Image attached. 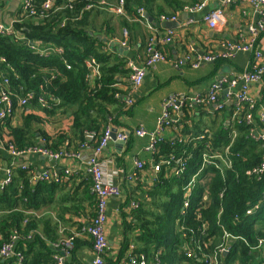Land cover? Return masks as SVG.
I'll return each mask as SVG.
<instances>
[{
    "label": "trees",
    "instance_id": "obj_1",
    "mask_svg": "<svg viewBox=\"0 0 264 264\" xmlns=\"http://www.w3.org/2000/svg\"><path fill=\"white\" fill-rule=\"evenodd\" d=\"M45 1L32 0L33 15L23 16L21 7L15 14L19 21L13 22L12 27L21 33V39L15 40L13 35L0 32V90L10 93L14 108L11 115L0 120V165L5 159L11 171L7 185L0 187V248L12 242L13 252L9 257L0 256V264H56L54 255L60 249L54 244L86 225L75 221V229L68 233L62 226L72 220L65 214H79L75 192L69 193L70 203L65 197L55 200L58 197L55 192L61 186L63 189L68 181L59 178L33 183L27 171L32 169L30 164L22 168L15 161L11 163L9 147L22 150L43 145L58 151L70 141L68 134L50 138L43 133L37 128L39 117L30 110H40L46 115L70 112L72 129L82 140H87L85 131L100 136L108 123L116 122V115L108 110L110 104L121 99L116 78L130 72L127 57L107 53L92 27L93 14L102 10L111 13L107 7L118 0H104L108 6L103 9H85L87 4L100 0H54L44 8ZM164 1L176 7L184 3ZM155 2L124 0V15L131 20L143 19L138 14L142 9L154 19L175 16V11L166 12L161 7L154 11ZM3 5L4 0H0V8ZM28 40L47 47L48 53L35 52L27 45ZM89 57L94 58V66L99 71L91 78L90 68L84 63ZM3 79H7L6 84ZM29 92L34 96L19 105L18 98ZM40 93L44 106L35 99ZM258 108L256 101L251 110L244 104L234 117V106L223 105L214 110L212 124L201 134L181 141L164 138L157 143L152 152L154 163L164 157L181 156L185 168L176 177L170 170L174 163L172 166L161 164L156 177L144 191L141 189L147 199L132 209L135 222L125 225L117 257L108 264H129L131 256L139 255L148 262L157 255L159 264H206L211 258L215 264H264V172L259 176L247 174L264 156V142L252 136L262 126L256 113ZM249 113L254 117L253 124L246 123ZM16 115H20L18 124L12 121ZM198 135L203 137L196 139ZM203 153L228 155L217 160L222 173L213 165L202 169L201 173L210 171L213 175L204 184L195 181L189 192L188 207L181 214L183 186L202 167ZM203 195H206L204 200ZM138 197L129 200H139ZM43 207L55 208L54 215L49 210L43 211ZM64 210L68 211L63 214ZM202 225L206 228L205 234L196 231ZM132 226L139 230L135 232ZM189 228H194V233H189ZM226 233L230 234L228 239ZM12 235L17 239L12 241ZM130 242L135 244L134 248H130ZM75 243L76 237L69 258ZM186 251L191 252L190 256Z\"/></svg>",
    "mask_w": 264,
    "mask_h": 264
},
{
    "label": "crops",
    "instance_id": "obj_2",
    "mask_svg": "<svg viewBox=\"0 0 264 264\" xmlns=\"http://www.w3.org/2000/svg\"><path fill=\"white\" fill-rule=\"evenodd\" d=\"M179 1L184 3L176 7L173 3L156 0L152 7L154 11L158 7L166 12L175 11L173 12L175 16H171L175 19L170 16H166L169 19H163V16L154 19L150 16L151 20H148L147 17L146 20H131L127 16L111 14L105 10L93 14L91 21L94 35L102 40L105 45L103 49L107 53L126 56L128 61L132 60L140 64L145 57L146 44L152 37L154 47L160 50L165 57L164 61L157 62L153 67L147 69L143 81L136 88H133L129 82L128 73L116 78L123 95L119 101L108 106V110L116 115V122L112 123L114 129L131 130L140 126L147 130L153 129L157 117L161 114L162 101L171 96H177L180 99H186L188 104L181 107L178 112L173 113V125L164 130V138L169 139V141H181L188 140L194 134H201L212 124L213 116L211 114L214 112V108L213 105L200 103L197 99L206 97L211 84L221 77L231 79L233 76L244 72L255 62L252 53L237 52L230 59L222 60L219 58V63L202 62L195 68L185 63L176 67L174 65L176 60L186 54H191L193 57L213 53L220 54L229 49L228 45L246 43L249 38L248 27L256 23L260 17L259 13L248 2L233 1L224 7V18L218 26L210 28L203 22L202 17L208 11L220 7L222 0ZM192 3H194L193 6H187ZM195 3H203L201 9L191 8L196 5ZM19 8L20 0H4V5L0 8V21L6 24L7 19L13 18ZM169 21H174L175 24L167 27L165 23ZM169 30L173 31L171 41L162 43L161 38ZM257 49L261 51L260 60L264 63V32L257 37ZM218 60L216 61L218 62ZM243 84L244 82L239 80L229 91L231 94L238 93ZM225 93V89L219 93V101L225 99ZM247 95L258 103L259 108L264 109V74L259 81L248 83ZM127 98L132 100V104L124 111V101ZM228 105L230 104L228 103ZM30 111L39 117L37 128L50 138H55L58 134H68L70 141L61 146L63 148L59 149L60 152L72 154L80 149L79 145L84 140L80 138L78 132L72 129L73 115L70 112L61 113L58 111L46 115L40 110ZM19 118L20 115H16L12 121L18 124ZM220 118L219 116L217 119ZM258 132L264 134V127H257L256 134ZM84 133L86 135L88 131ZM100 136L87 138L85 142L91 148H85L83 151L90 153ZM148 142L147 137H138L129 133L124 143L115 140L109 141L99 155V160L105 165L108 179L122 191L121 197L110 198L106 207L105 236L108 247L104 256L105 264L115 261L125 225L131 226L130 222H135V214L132 213V209H135L136 203L138 205L139 202L147 199L141 189L144 191L152 182L149 165L153 162V156L152 152L145 149ZM136 160L145 162L143 170L136 168ZM1 162L0 179L4 177L6 168L5 159H2ZM15 162L19 165L30 164L37 174L47 171L65 182L68 181L63 189L61 186L55 192L58 195L55 200L65 197L68 198L67 203L71 202L70 191L75 192V201L79 205V214L77 215L65 214L69 209L63 211L66 218L72 217L70 222L62 224L67 233L75 229V221L85 225L94 217L95 201L89 191L90 176L85 165L80 164L78 159L72 156L54 159L39 154H29L27 157L25 155L19 157ZM64 170H71V172L66 174ZM117 170H122V172H117ZM127 176H133V178L128 179ZM51 180L54 181L52 178ZM136 195L139 196V200H129ZM126 199L127 203H125ZM42 210H49L53 215L55 213V208L43 207ZM133 228L135 232L139 230ZM129 246L134 248L135 244L130 242ZM92 258L91 237L88 234L77 233L72 255L67 258L68 264H87Z\"/></svg>",
    "mask_w": 264,
    "mask_h": 264
},
{
    "label": "built area",
    "instance_id": "obj_3",
    "mask_svg": "<svg viewBox=\"0 0 264 264\" xmlns=\"http://www.w3.org/2000/svg\"><path fill=\"white\" fill-rule=\"evenodd\" d=\"M54 0H46L43 5L44 8L49 7ZM72 1V0H68ZM233 1L238 2H248V4L253 7L260 15L259 19L256 23L251 24L248 27V34L249 38L246 43H234L231 45H228L229 49L224 53H213V54H206L202 55L200 57H193L191 54H186L180 59L176 60L174 65L176 67H179L183 64H188L190 67H197L202 62H211L215 61L219 58L222 59H230L235 53L237 52H248L253 54V58L255 59V62L252 66H250L248 69H246L244 72L239 73L238 75L233 76L231 79L226 78H220L216 82L212 83L206 97L203 99H197L200 103H209L210 105H213L214 110L221 109L223 105H227L228 103L232 106H234V117L238 115L241 107L246 104L248 109L251 110L254 108L255 101L252 100L247 95V86L248 83L259 81L264 74V63L260 60L261 59V51L257 49V37L260 33L264 32V10H262V7H264V0H222L221 6L217 7L211 11H208L205 13L202 17V20L204 23H206L210 28H216L218 24L223 20L224 18V7L228 5L229 3ZM203 3L196 4L194 7H191L193 9H201ZM21 5V13L23 16L33 15L34 10L32 8V0H20ZM107 5V3L104 0H100L96 3H89L85 6V9H91L93 7H98L100 9H103ZM108 6V5H107ZM106 6V7H107ZM190 8V9H191ZM107 9L116 15L119 16H125L124 15V0H118L115 4H112L107 7ZM138 14H141L142 17L144 15V10L140 9L138 10ZM172 19H175V17H171ZM163 19H169L166 17H163ZM137 20H142L137 19ZM19 19L14 16L13 18L9 19L8 22L0 21V32L5 34H11L13 35V38L15 40L21 39L22 35L20 32H17L12 27L13 22H17ZM173 36V31L169 30L168 33L161 38L162 43L170 42ZM27 45L33 49L35 52H38L39 54H47L49 49L47 47L41 46L39 43H34L31 40L26 41ZM1 60H4L1 58ZM165 57L164 54L154 47L153 38L151 37L145 48V57L143 61L140 64L135 63L134 61L130 60L127 62V66L130 70L129 72V82L131 83L133 88L138 87L141 82L143 81L147 69L153 67L157 62L164 61ZM85 65L87 68H90V74L89 77L91 78L94 75L99 74L98 68L94 66L95 60L92 57H89L85 60ZM67 68L69 66L67 65ZM239 80H242L244 82L242 89L240 92L231 94L229 91L230 88L234 87ZM3 83H7V79H3ZM226 90L225 93V99L223 101L218 100V95L221 91ZM9 92L1 89L0 90V120L5 119L8 115H11L14 111L12 100L10 99ZM123 95V94H122ZM34 94L32 92H29L26 94L23 98H18V104L23 105L26 102V99H30L33 97ZM121 97V96H120ZM35 99L41 104L46 105L43 99V94H37L35 95ZM186 99H180L177 96H171L167 99H164L161 103V114L157 117L156 123L153 129L147 130L143 127H136L131 130H117L113 128L112 123H108L106 127L104 128L100 138L99 142L95 147H92L90 153L84 152L83 150L85 148L90 147L85 141L81 142L79 147L80 149L76 153L68 154L65 152L53 151L51 149L46 148L45 146L41 145L39 147H33V148H26L22 150H16L12 147H9L8 152L11 156L12 160L15 161L21 156L29 155V154H39L42 156L50 157L57 159L62 156H72L75 157L80 161V164L85 165V169L87 173L90 176V187L89 191L94 196L95 199V215L94 217L87 223L82 229L76 231L73 233L72 236L67 237L66 239L54 244L55 246H59L60 253L54 255V259L56 264H66L67 258L70 256V248L73 246V240L74 237H76L77 233L81 234H88L91 237V247L93 251V258L87 263V264H105L104 256L106 249L108 247L107 239L105 236V225H106V207L108 200L110 198H119L121 197L122 191L121 189L113 184L106 175L105 165L99 160V155L101 151L106 147L107 143L111 140H115L118 142H125L129 136V133H133L134 135L138 137H147L149 139L148 144L145 146V149L150 152H154L156 149V145L158 142L162 141L164 139L163 132L166 128L173 125L172 116L173 113L178 112L181 107H185L188 102L185 101ZM125 108H129V106L132 104V100L130 98H127L125 101ZM256 113L259 117L260 124L264 127V109L258 108L256 110ZM247 124H253L254 123V117L251 113L247 114L245 117ZM252 136L255 137L257 140H261L264 142V134L261 132H254L252 133ZM93 133L88 132L86 134V138H92ZM203 135H198L196 139L202 138ZM91 148V147H90ZM228 154H221V153H215L211 155H207L205 153L202 154V167L197 170L195 174L190 178L189 181L183 186V191L185 192V196L182 201V206L180 213H184L186 208L188 207V196L189 192L194 186L195 181L199 182L201 184L206 183L210 177L213 175L212 172L206 171L201 173L202 169L207 167L208 165H213L220 173H222L221 168L217 165V160H221L224 157H226ZM174 163V167H172L170 170L173 173V176H180V174L183 172L185 165H184V159L179 157H164L159 162H152L149 165L150 172L152 174L151 178H155L158 171L161 169V164L165 165H171ZM22 168H28L29 164H23L21 165ZM135 166L139 170H143L145 166V162L136 160ZM28 174L32 176L33 183L37 182L39 180L47 181L51 180H58L60 177H57L55 174H50L49 172H42L41 174H37L34 172V169H28ZM122 172V170H117V172ZM71 170H64V173L68 174ZM264 172V156L262 157L260 163L253 167L252 169H249L247 171L248 175H255L259 176L261 173ZM11 171L9 168L5 169L4 177L0 180V187L7 185L10 179ZM128 179L133 178V176H127ZM206 199V195H203L202 200ZM250 212V211H249ZM204 226L202 225V228ZM194 228H189V233H194ZM225 236L228 239L230 237V234L226 233ZM17 239L16 235L11 236V240L14 241ZM224 244V243H223ZM12 242L6 243L0 248V256L2 257H9L13 254L11 251ZM13 250V249H12ZM222 252L225 250V248H221ZM191 252L186 251L187 256H190ZM21 256L18 258L20 260ZM212 259V258H211ZM211 259L206 264H215V261L211 262ZM129 264H159L158 256L155 255L153 257V261L148 262L143 255H139L138 257L131 256L129 258Z\"/></svg>",
    "mask_w": 264,
    "mask_h": 264
},
{
    "label": "clouds",
    "instance_id": "obj_4",
    "mask_svg": "<svg viewBox=\"0 0 264 264\" xmlns=\"http://www.w3.org/2000/svg\"><path fill=\"white\" fill-rule=\"evenodd\" d=\"M20 7H21V5H20ZM145 14H146V13L144 12L143 19L146 18V17H145ZM15 16H16V15H15ZM6 168H8L7 165H6ZM6 168H5V169H6ZM205 172H206V171H205ZM40 181H41V180H40ZM93 197H94V196H93ZM94 200H95V199H94ZM201 228H202V226H201L198 230H196V231H197L199 234H205V233H206V228L204 227V228L202 229V231L200 232ZM223 252L226 253V252H227V249L225 248V250H224Z\"/></svg>",
    "mask_w": 264,
    "mask_h": 264
},
{
    "label": "water",
    "instance_id": "obj_5",
    "mask_svg": "<svg viewBox=\"0 0 264 264\" xmlns=\"http://www.w3.org/2000/svg\"><path fill=\"white\" fill-rule=\"evenodd\" d=\"M145 17H147L148 20H151V17L148 16L147 13L145 14ZM9 19H10V18H8L6 22H8ZM173 24H175L174 21H172V22L169 21V22H166V23H165V25H166L167 27H170V26H172ZM120 52H121V51H120ZM119 143H123V142H119ZM25 156L27 157L28 155H25Z\"/></svg>",
    "mask_w": 264,
    "mask_h": 264
},
{
    "label": "rangeland",
    "instance_id": "obj_6",
    "mask_svg": "<svg viewBox=\"0 0 264 264\" xmlns=\"http://www.w3.org/2000/svg\"><path fill=\"white\" fill-rule=\"evenodd\" d=\"M150 179V178H149ZM151 181H152V178H151Z\"/></svg>",
    "mask_w": 264,
    "mask_h": 264
}]
</instances>
